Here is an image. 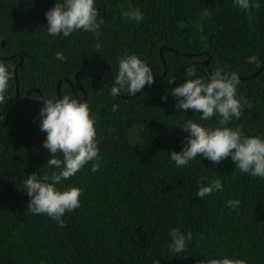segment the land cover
Segmentation results:
<instances>
[{"label":"trees","instance_id":"obj_1","mask_svg":"<svg viewBox=\"0 0 264 264\" xmlns=\"http://www.w3.org/2000/svg\"><path fill=\"white\" fill-rule=\"evenodd\" d=\"M55 2L62 0H0V61L17 82L16 92L9 81L10 99L0 104V264H264V178L241 173L230 157L213 165L198 154L176 166L169 156L186 143V120L215 129L220 119L176 109L171 89L189 78L188 66L204 78L208 71L236 73L237 98L251 106L227 127L264 140V0H250L260 6L247 12L234 0H94L103 19L98 37L83 30L49 35L45 12ZM129 8L143 19L123 16ZM127 55L146 63L154 82L133 97L113 96L107 85ZM41 96L86 102L95 119L99 169L90 162L56 185L81 190L64 227L29 212L23 190L28 175L59 171L46 163ZM214 179L223 191L197 197ZM229 200L239 206L228 207ZM174 228L192 234L181 253L169 248Z\"/></svg>","mask_w":264,"mask_h":264},{"label":"clouds","instance_id":"obj_2","mask_svg":"<svg viewBox=\"0 0 264 264\" xmlns=\"http://www.w3.org/2000/svg\"><path fill=\"white\" fill-rule=\"evenodd\" d=\"M234 3L246 12L250 7L260 6L250 4V0H234ZM122 15L137 22L143 19V13L133 8L122 12ZM45 16L47 33L52 36L62 33L67 37L74 31L83 30L98 37L100 25L103 24V19L98 20L100 14L94 0L55 2L54 6L45 12ZM55 58L62 62L66 60L63 52H57ZM10 67L0 61V104L10 99L6 96L9 81L14 76ZM185 72L189 78L185 79L183 84L171 89V95L176 99V109L201 113L200 119L205 121L217 115L220 119L215 129L203 127L191 119L186 120L180 127L188 133L185 137L186 143L182 145L180 152H171L170 159L176 166H187L199 154L213 165H218L222 160L230 157L241 173L264 178V140L255 136L244 137L239 127L235 130L227 127L233 118H240L241 109L245 105L251 106L246 99L237 98V86L240 83L237 74L216 71L204 78L197 75L195 66L186 67ZM153 77L150 67L136 55L123 56L119 58L118 73L110 88V94L119 96L125 91L133 97L141 92L146 84H153ZM171 83H174V79L169 81V84ZM161 99L166 102L167 96H162ZM38 100L43 102V107L39 110V127L46 133L43 147L51 154V158L46 163L49 168H56L59 171L53 172L51 176L44 175L42 179H38L34 173L27 176L23 181V190L30 198L27 210L34 215L46 214L64 227L65 222L62 217L66 212H71L80 206L81 190L71 187L61 191L56 185L61 180L73 177L90 162L93 172L99 169L100 156L96 142L95 119L90 115L86 102L68 96L60 99H46L41 96ZM118 109V105L112 106L113 112ZM58 154L62 155V159L57 158ZM217 190L223 191V186L219 179H214L206 186L202 185L196 195L204 198ZM226 203L230 208L239 206L238 200H229ZM169 236L172 241L169 248L175 253L184 251L186 240L192 239L191 232L185 236L178 228L172 229ZM207 264H246V262L223 258L211 259Z\"/></svg>","mask_w":264,"mask_h":264},{"label":"water","instance_id":"obj_3","mask_svg":"<svg viewBox=\"0 0 264 264\" xmlns=\"http://www.w3.org/2000/svg\"><path fill=\"white\" fill-rule=\"evenodd\" d=\"M0 46H2V43L0 44ZM20 63H21V58H19V62L17 63V65L15 66V69H17L19 66H20ZM14 69V71H15ZM209 74H211L212 72L208 71ZM214 73V72H213ZM14 81H15V91L17 92V82H16V76H15V73H14ZM105 84H107L105 81H103ZM109 88H111L109 85H107ZM78 88H80V86L78 85ZM36 92H38L37 90H35ZM25 96L26 94L23 96L22 98V103H23V106H24V100H25ZM125 98H128V97H125ZM59 99V98H58ZM23 112H24V115H23V119H26L27 117V114H26V111H25V108L23 109Z\"/></svg>","mask_w":264,"mask_h":264}]
</instances>
